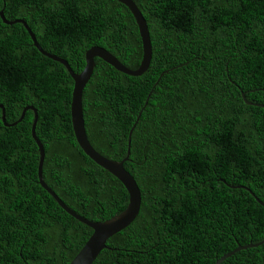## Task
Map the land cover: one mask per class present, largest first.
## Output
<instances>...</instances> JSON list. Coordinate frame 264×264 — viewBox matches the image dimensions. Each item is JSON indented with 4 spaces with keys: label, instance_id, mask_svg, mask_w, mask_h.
I'll use <instances>...</instances> for the list:
<instances>
[{
    "label": "trees",
    "instance_id": "16d2710c",
    "mask_svg": "<svg viewBox=\"0 0 264 264\" xmlns=\"http://www.w3.org/2000/svg\"><path fill=\"white\" fill-rule=\"evenodd\" d=\"M152 56L139 76L101 58L82 92L87 138L121 160L141 192L136 218L106 241L92 264H213L237 245L264 239V0H133ZM47 52L74 72L99 46L124 66L142 57L138 28L118 0H0ZM73 80L40 53L19 23L0 17V104L5 121L37 111L42 177L75 213L102 221L128 203L121 182L81 150L73 134ZM147 103L145 105V100ZM0 109V264H69L92 229L37 181L33 111L6 126ZM240 186V187H238ZM220 264H264V243Z\"/></svg>",
    "mask_w": 264,
    "mask_h": 264
},
{
    "label": "water",
    "instance_id": "95a60500",
    "mask_svg": "<svg viewBox=\"0 0 264 264\" xmlns=\"http://www.w3.org/2000/svg\"><path fill=\"white\" fill-rule=\"evenodd\" d=\"M123 3L132 13L134 20L136 22L139 36L141 39L142 45V57L139 66L136 69H129L124 66L114 55L108 52L106 49L99 46H92L87 49L84 54L85 64L83 69L80 72H74L72 68L69 66L67 61L59 56L53 55L47 51H45L38 41L34 33L31 31L26 21L22 19H15L12 21H8L5 19L3 11H0V17L4 23L14 24L21 23L23 27L28 32L32 44L34 47L43 55L48 58L61 63L66 70L68 71L70 77L73 80V87L71 91V102H70V117H71V125L73 134L75 136V140L81 150L88 156L94 163L103 169L107 170L113 176H115L121 184L124 186L128 193V203L124 210L120 213L110 217L109 219L102 221H91L86 219L77 213H75L72 209H70L59 197L58 195L45 183L42 177V165L44 160V149L41 141L38 139L35 133V126L37 121V111L32 105L25 106L20 114V117L12 122L7 123L5 121V113L2 104H0V109L2 110L1 119L6 126H12L22 120L27 110L33 111V121L31 124V137L37 145L39 159L37 165V181L40 186L45 189L52 198L57 202V204L69 215L77 219L79 222L87 225L92 229V233L83 246L80 248L78 253L74 256V258L70 261L69 264H92V262L97 257L98 253L106 248V241L113 234L121 231L125 227H127L137 216L140 206H141V192L136 183L134 177L124 168L123 164L129 159L130 155V142H131V134L132 131L140 117L141 110L138 112L135 122L132 127L129 129L127 134V143H126V154L121 160H112L104 157L98 151L94 149V147L90 144L85 130L83 111H82V92L85 84L90 78L93 68H94V59L96 57L101 58L103 61L110 64L116 70L131 76H139L148 68L152 56V48L151 41L149 36L148 27L146 21L140 12L139 8L136 6L133 0H118ZM244 102L248 105L260 106L264 108V104L253 103L246 99L244 92L241 93ZM147 103V99L145 100V105ZM240 187V186H238ZM246 190H248L255 200L264 207V202H262L257 196L254 195L252 191H250L247 187L242 186ZM264 243V239L258 243H249L247 245H237L233 250L224 253L222 256L216 259L213 264H220L227 257L231 256L235 252L246 249L251 246H257L259 244Z\"/></svg>",
    "mask_w": 264,
    "mask_h": 264
}]
</instances>
